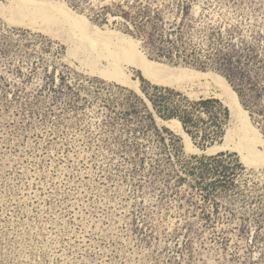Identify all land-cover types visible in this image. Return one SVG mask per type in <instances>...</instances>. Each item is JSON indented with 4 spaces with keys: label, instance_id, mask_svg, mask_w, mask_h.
I'll return each instance as SVG.
<instances>
[{
    "label": "rangeland",
    "instance_id": "obj_1",
    "mask_svg": "<svg viewBox=\"0 0 264 264\" xmlns=\"http://www.w3.org/2000/svg\"><path fill=\"white\" fill-rule=\"evenodd\" d=\"M54 1L137 42L159 82L104 77L52 13L0 0V264H264V165L237 148L264 146L213 78L163 82L224 79L264 141V0Z\"/></svg>",
    "mask_w": 264,
    "mask_h": 264
},
{
    "label": "bare ground",
    "instance_id": "obj_2",
    "mask_svg": "<svg viewBox=\"0 0 264 264\" xmlns=\"http://www.w3.org/2000/svg\"><path fill=\"white\" fill-rule=\"evenodd\" d=\"M11 1L18 4L21 7H30L36 10H46L47 12L52 13L53 16L59 22H61L60 24L61 25L63 24L66 27V29L71 31L76 38L87 41L88 44L93 49H95L99 53L102 52L103 53L102 57L103 59H105V61H107L108 67L110 69L108 73L104 74V77L106 76L108 77V79L110 78L121 84H125L130 87H133L137 91H139V86L136 82L133 81L132 77L127 73L126 71L127 68H125V66L137 67L143 71L146 78L147 77L150 79L152 78L151 77L152 72L154 71L153 62L148 60L146 55L140 50L139 44L137 42L127 40V41H124V43L122 44L120 43L111 44L105 38L100 37V35L98 34L99 30L95 26H93L86 19V17L80 16L76 14L75 12H72L70 8L68 9L66 6H64V4H61L60 2H57L54 0H11ZM54 17L53 19H55ZM209 78H213L214 81L225 91V93L229 97V107L231 110V114L233 115V118L235 120L238 119L241 123V126L244 128V130L247 133H249L248 135L253 134V137L256 140V142L264 146V141L261 140L258 137L256 131L252 129L250 125V121L248 119V114L247 112H245L244 108L242 107L237 94L234 92L231 86L224 79L216 77L213 73L190 72L183 77L180 76L177 79L167 80L163 82H166L167 84H170V85H175V84L183 83L185 81H201L203 79H209ZM152 79H154V81L156 82H159L155 78H152ZM167 84H161V85L170 86ZM162 122L167 125L170 124L168 122L166 123L164 121ZM177 126L179 128V131L184 135L186 139L185 140L186 144H188V148L191 149L190 138L188 137L186 132L183 130L181 124L178 123ZM232 128L233 127H231V129ZM233 133L235 134V132ZM235 135L233 137L234 139L237 138L235 137ZM221 148L223 147L217 146L215 148H211L209 152L212 154V153L217 152V150L219 149L221 150ZM237 148L238 150H240L242 153L245 154L246 160L250 164H254L257 162V160H259V164L264 165V158L261 159V158L251 157L244 152L243 148L241 147H237ZM194 151L200 152L197 149H194Z\"/></svg>",
    "mask_w": 264,
    "mask_h": 264
},
{
    "label": "trees",
    "instance_id": "obj_3",
    "mask_svg": "<svg viewBox=\"0 0 264 264\" xmlns=\"http://www.w3.org/2000/svg\"><path fill=\"white\" fill-rule=\"evenodd\" d=\"M155 94H154V97H151L150 99L152 100L153 104L158 107V110L160 113H168V115H172L171 112L169 113V109H166V103H163V104H160L162 106H157V100H160V103H162V101L170 94H173L174 92L172 90H169V89H159V88H156L155 90ZM168 94V95H167ZM211 100H207V101H202L200 103L202 104H205L207 102H210ZM164 102V101H163ZM182 123L184 124L185 127L188 126L189 122L188 121H191L190 120V117H189V114H185V116H182L180 117ZM224 155H228V154H219L215 157H212L210 158L211 160L213 159H216L218 157H222Z\"/></svg>",
    "mask_w": 264,
    "mask_h": 264
},
{
    "label": "water",
    "instance_id": "obj_4",
    "mask_svg": "<svg viewBox=\"0 0 264 264\" xmlns=\"http://www.w3.org/2000/svg\"><path fill=\"white\" fill-rule=\"evenodd\" d=\"M217 146H219V145H217ZM217 146H215V147H217ZM215 147H213V148H215ZM219 147H221V146H219ZM210 150V149H209ZM223 150H225V149H219V150H217V152H215V153H218V152H221V151H223ZM209 152V151H208ZM215 153H212V154H215Z\"/></svg>",
    "mask_w": 264,
    "mask_h": 264
}]
</instances>
